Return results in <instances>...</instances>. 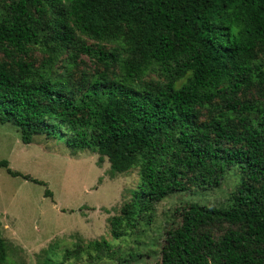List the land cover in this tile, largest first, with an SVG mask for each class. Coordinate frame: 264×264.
<instances>
[{
	"label": "trees",
	"instance_id": "trees-1",
	"mask_svg": "<svg viewBox=\"0 0 264 264\" xmlns=\"http://www.w3.org/2000/svg\"><path fill=\"white\" fill-rule=\"evenodd\" d=\"M6 122L24 144L44 134L106 158L112 174L136 169L112 239L188 184L216 188L233 171L224 203L175 209L157 264H264V0H0ZM59 242L38 264L121 252L99 238L57 254ZM17 251L0 231V264H25Z\"/></svg>",
	"mask_w": 264,
	"mask_h": 264
},
{
	"label": "rangeland",
	"instance_id": "rangeland-1",
	"mask_svg": "<svg viewBox=\"0 0 264 264\" xmlns=\"http://www.w3.org/2000/svg\"><path fill=\"white\" fill-rule=\"evenodd\" d=\"M34 55L40 58V54ZM0 160H5L9 169L44 182L11 175L0 166V231L21 247L22 251L15 253L25 264H38L37 255L53 241L65 243L59 242L55 249L58 254L79 239L99 238L121 249L119 258H104L102 264H157L164 230L177 217L175 209L194 201L210 206L224 203L238 177L233 171L227 173L216 188L188 184V191L155 204L149 224L142 222L135 232L112 239L108 218L130 199L131 190L138 184L136 169L112 174L106 158L99 160V155L89 149L72 151L44 134L24 144L16 128L7 122L0 123ZM87 258L83 256L82 262Z\"/></svg>",
	"mask_w": 264,
	"mask_h": 264
}]
</instances>
